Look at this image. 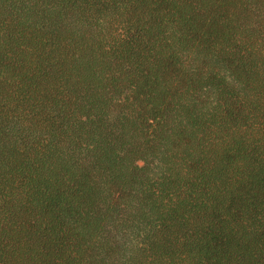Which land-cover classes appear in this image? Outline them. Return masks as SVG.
<instances>
[{
	"label": "trees",
	"instance_id": "obj_1",
	"mask_svg": "<svg viewBox=\"0 0 264 264\" xmlns=\"http://www.w3.org/2000/svg\"><path fill=\"white\" fill-rule=\"evenodd\" d=\"M0 264H264V0H0Z\"/></svg>",
	"mask_w": 264,
	"mask_h": 264
}]
</instances>
